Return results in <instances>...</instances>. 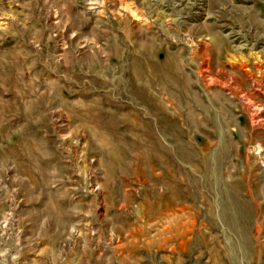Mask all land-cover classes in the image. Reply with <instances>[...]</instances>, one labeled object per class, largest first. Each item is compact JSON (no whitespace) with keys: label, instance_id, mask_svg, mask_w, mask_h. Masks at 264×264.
<instances>
[{"label":"rangeland","instance_id":"obj_1","mask_svg":"<svg viewBox=\"0 0 264 264\" xmlns=\"http://www.w3.org/2000/svg\"><path fill=\"white\" fill-rule=\"evenodd\" d=\"M0 264H264V0H0Z\"/></svg>","mask_w":264,"mask_h":264},{"label":"bare ground","instance_id":"obj_2","mask_svg":"<svg viewBox=\"0 0 264 264\" xmlns=\"http://www.w3.org/2000/svg\"><path fill=\"white\" fill-rule=\"evenodd\" d=\"M103 3H96L93 4V10L96 11L97 13H102L103 12ZM126 10L136 19H138L139 21H144L142 19V17L135 11L133 10V8H131L130 6H126Z\"/></svg>","mask_w":264,"mask_h":264}]
</instances>
